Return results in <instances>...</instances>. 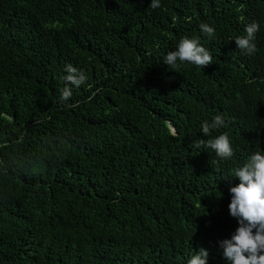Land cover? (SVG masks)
<instances>
[{
  "label": "trees",
  "instance_id": "1",
  "mask_svg": "<svg viewBox=\"0 0 264 264\" xmlns=\"http://www.w3.org/2000/svg\"><path fill=\"white\" fill-rule=\"evenodd\" d=\"M150 3L0 0V264H231V177L264 152V0ZM185 36L212 64H164ZM222 133L230 159L194 146Z\"/></svg>",
  "mask_w": 264,
  "mask_h": 264
},
{
  "label": "clouds",
  "instance_id": "2",
  "mask_svg": "<svg viewBox=\"0 0 264 264\" xmlns=\"http://www.w3.org/2000/svg\"><path fill=\"white\" fill-rule=\"evenodd\" d=\"M149 7L160 8V0H151ZM199 27L209 37L215 33V29L206 23L202 22ZM259 28V23L253 21L245 27L246 35L234 39L236 48L244 55L251 56L256 52L254 41ZM178 61L188 62L203 69L212 64V56L209 50L199 44L197 38L190 39L185 36L180 40L177 50L169 51L164 58V64L173 68L177 66ZM67 72L69 74L65 80L72 85L78 87L86 80L84 73L73 68L71 64L67 65ZM70 96L71 91L65 87L62 97L67 100ZM223 124V117L215 115L210 122H202L201 130L205 136H209L212 129H217ZM193 143L198 149L204 147L214 150L217 157L222 159H230L234 154L227 133ZM231 178H238L239 183L229 189L231 201L228 208L230 216L237 219L239 226L230 239L220 242L224 249L223 255L231 264H264V152L257 151L250 155ZM208 255L207 250L200 248L188 259L187 264H207Z\"/></svg>",
  "mask_w": 264,
  "mask_h": 264
}]
</instances>
